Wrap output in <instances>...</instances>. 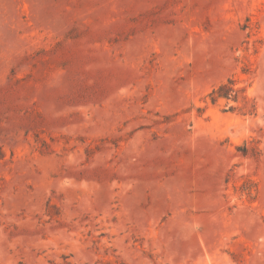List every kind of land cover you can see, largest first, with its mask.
<instances>
[{
	"label": "rangeland",
	"instance_id": "obj_1",
	"mask_svg": "<svg viewBox=\"0 0 264 264\" xmlns=\"http://www.w3.org/2000/svg\"><path fill=\"white\" fill-rule=\"evenodd\" d=\"M0 264H264V0H0Z\"/></svg>",
	"mask_w": 264,
	"mask_h": 264
},
{
	"label": "trees",
	"instance_id": "obj_2",
	"mask_svg": "<svg viewBox=\"0 0 264 264\" xmlns=\"http://www.w3.org/2000/svg\"><path fill=\"white\" fill-rule=\"evenodd\" d=\"M231 84L233 83L231 80H229L228 83H224L218 88L214 89L210 94L212 101L216 102L220 98L230 99L231 92H234V90L230 87Z\"/></svg>",
	"mask_w": 264,
	"mask_h": 264
}]
</instances>
